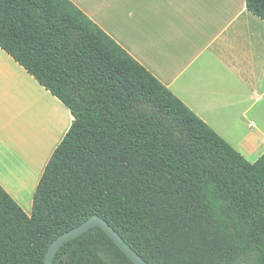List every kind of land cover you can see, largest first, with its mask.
<instances>
[{"label":"trees","instance_id":"obj_1","mask_svg":"<svg viewBox=\"0 0 264 264\" xmlns=\"http://www.w3.org/2000/svg\"><path fill=\"white\" fill-rule=\"evenodd\" d=\"M0 49L72 116L29 216L0 187V264H43L93 216L146 264H264V154L247 162L69 0H0ZM52 264L133 263L93 228Z\"/></svg>","mask_w":264,"mask_h":264},{"label":"crops","instance_id":"obj_2","mask_svg":"<svg viewBox=\"0 0 264 264\" xmlns=\"http://www.w3.org/2000/svg\"><path fill=\"white\" fill-rule=\"evenodd\" d=\"M254 163L264 154V22L245 0H69ZM69 110L0 49V187L26 215Z\"/></svg>","mask_w":264,"mask_h":264},{"label":"water","instance_id":"obj_3","mask_svg":"<svg viewBox=\"0 0 264 264\" xmlns=\"http://www.w3.org/2000/svg\"><path fill=\"white\" fill-rule=\"evenodd\" d=\"M93 228H100L133 264H146L141 257L120 238L113 228L97 216L89 218L81 225L63 233L51 242L45 252L43 264H52L56 253L64 243L81 236Z\"/></svg>","mask_w":264,"mask_h":264}]
</instances>
